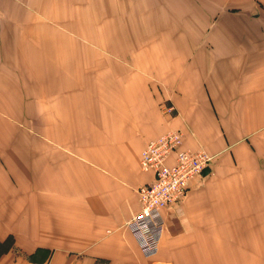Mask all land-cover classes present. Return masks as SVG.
I'll return each mask as SVG.
<instances>
[{"label": "crops", "instance_id": "crops-1", "mask_svg": "<svg viewBox=\"0 0 264 264\" xmlns=\"http://www.w3.org/2000/svg\"><path fill=\"white\" fill-rule=\"evenodd\" d=\"M178 129L211 161L145 257L141 151ZM7 236L0 264H264V0H0Z\"/></svg>", "mask_w": 264, "mask_h": 264}, {"label": "built area", "instance_id": "built-area-1", "mask_svg": "<svg viewBox=\"0 0 264 264\" xmlns=\"http://www.w3.org/2000/svg\"><path fill=\"white\" fill-rule=\"evenodd\" d=\"M181 142V134L170 131L142 151L140 166L153 176L138 188L140 209L125 226L145 257L154 256L159 249L165 227L162 209L183 199L188 181L211 161L204 148L183 149Z\"/></svg>", "mask_w": 264, "mask_h": 264}, {"label": "rangeland", "instance_id": "rangeland-1", "mask_svg": "<svg viewBox=\"0 0 264 264\" xmlns=\"http://www.w3.org/2000/svg\"><path fill=\"white\" fill-rule=\"evenodd\" d=\"M173 109H174V107H173V105H172V103H171V101L168 99L167 101H165V102H163L162 104H160L159 105V110H160V112L162 113V114H170L172 111H173ZM170 131H177V132H179L180 134H181V137H182V142H181V148H183V149H189V148H184L183 147V133H182V131L181 130H168L167 132H165L164 134H162V135H160L159 137H157V138H155L154 140H151V141H148L146 144H145V146H144V148H143V150L146 148V146H148L152 141H155V140H157L158 138H160L161 136H163V135H165L166 133H168V132H170ZM142 150V151H143ZM142 151H141V156H140V160H141V158H142ZM208 153V152H207ZM209 154V153H208ZM210 155V154H209ZM170 160H171V158H169ZM140 160H139V165H140ZM173 161V160H172ZM140 168H141V166H140ZM142 169V168H141ZM143 170V169H142ZM145 171V170H144ZM151 172V171H150ZM152 176H153V174H152ZM192 179V178H191ZM190 179V180H191ZM189 180V181H190ZM151 181V180H150ZM149 181V182H150ZM189 181H188V183H189ZM148 182V183H149ZM145 184H147V183H145ZM145 184H142V185H145ZM142 185H140V186H142ZM139 186V187H140ZM187 186H188V184H187ZM138 187V188H139ZM138 188H137V190H138ZM137 190H136V192H137ZM186 192H187V187H186ZM186 195V194H185ZM137 196H138V193H137ZM185 197V196H184ZM184 197H183V199H184ZM183 199H181L180 201H178V202H181ZM138 200H139V197H138ZM178 202H175V203H173V204H176V203H178ZM173 204H171V205H173ZM169 206V205H168ZM132 217V216H131ZM164 217V216H163ZM130 219V218H129ZM128 219V220H129ZM165 220V219H164Z\"/></svg>", "mask_w": 264, "mask_h": 264}, {"label": "trees", "instance_id": "trees-1", "mask_svg": "<svg viewBox=\"0 0 264 264\" xmlns=\"http://www.w3.org/2000/svg\"><path fill=\"white\" fill-rule=\"evenodd\" d=\"M13 244V238L11 236H7L4 240H0V256L9 251Z\"/></svg>", "mask_w": 264, "mask_h": 264}]
</instances>
